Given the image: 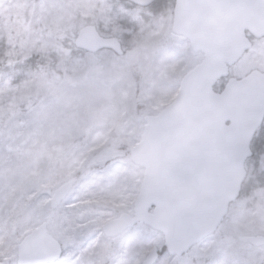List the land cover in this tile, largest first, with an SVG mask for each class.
Returning <instances> with one entry per match:
<instances>
[{"label": "rangeland", "instance_id": "obj_1", "mask_svg": "<svg viewBox=\"0 0 264 264\" xmlns=\"http://www.w3.org/2000/svg\"><path fill=\"white\" fill-rule=\"evenodd\" d=\"M173 7L158 0H9L0 6V264H18L19 246L42 224L62 247L55 264H264V125L246 164L241 197L218 231L181 259L161 253L163 238L136 225L116 239L103 227L132 215L144 170L131 151L145 119L170 105L203 54L172 33ZM86 26L115 38L123 55L77 51ZM264 69L253 50L232 69ZM225 84L220 82L218 90ZM74 181L53 210L52 197Z\"/></svg>", "mask_w": 264, "mask_h": 264}, {"label": "water", "instance_id": "obj_2", "mask_svg": "<svg viewBox=\"0 0 264 264\" xmlns=\"http://www.w3.org/2000/svg\"><path fill=\"white\" fill-rule=\"evenodd\" d=\"M9 0H0V6ZM141 8L154 0H127ZM172 32L190 41L204 60L181 81L175 100L158 115L145 119L140 143L131 151L132 163L144 170L133 215L122 214L103 227L115 239L142 224L163 236L171 258H182L213 236L247 178L252 143L264 123V74L252 71L230 78V69L250 50L246 37H264V0H177ZM77 50L123 55L114 38H103L95 26L82 28ZM227 83L221 92L215 88ZM75 182L55 191L51 207L58 209ZM255 249L264 237L241 239ZM18 264H55L62 247L42 224L19 246ZM154 247L143 264H157Z\"/></svg>", "mask_w": 264, "mask_h": 264}, {"label": "flooded vegetation", "instance_id": "obj_3", "mask_svg": "<svg viewBox=\"0 0 264 264\" xmlns=\"http://www.w3.org/2000/svg\"><path fill=\"white\" fill-rule=\"evenodd\" d=\"M124 1L132 7L140 8V7L133 5L132 3L128 2L127 0H124ZM157 1L158 0H154L153 4L147 8L154 6L157 3ZM169 1L171 2L172 7H173V18H174L175 9L177 6V0H169ZM241 2H244V4H245V0H241ZM246 37L251 43V48H250V50H248V52H246V54L250 53L253 50L259 51V55L261 56V60H262V66L264 67V37L255 38L249 32H246ZM254 71H259L260 73L264 74V69H255Z\"/></svg>", "mask_w": 264, "mask_h": 264}, {"label": "trees", "instance_id": "obj_4", "mask_svg": "<svg viewBox=\"0 0 264 264\" xmlns=\"http://www.w3.org/2000/svg\"><path fill=\"white\" fill-rule=\"evenodd\" d=\"M262 129H263V127L261 128V130H262ZM261 130H260V131H261ZM260 131H259V132H260ZM258 134H259V133H258ZM256 137H257V136H256ZM255 142H256V138H255V140H254V142H253V147H254V145H255ZM253 147H252V148H253ZM254 148H255V147H254ZM253 153H254V150H253ZM253 156H254V155H253ZM162 243H163V242H162ZM164 252H165V250H164V247L162 246V248H161V253H164Z\"/></svg>", "mask_w": 264, "mask_h": 264}]
</instances>
